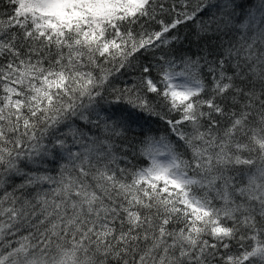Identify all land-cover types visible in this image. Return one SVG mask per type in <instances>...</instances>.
Masks as SVG:
<instances>
[{"label":"snow or ice","instance_id":"obj_1","mask_svg":"<svg viewBox=\"0 0 264 264\" xmlns=\"http://www.w3.org/2000/svg\"><path fill=\"white\" fill-rule=\"evenodd\" d=\"M0 264H264V0H0Z\"/></svg>","mask_w":264,"mask_h":264}]
</instances>
